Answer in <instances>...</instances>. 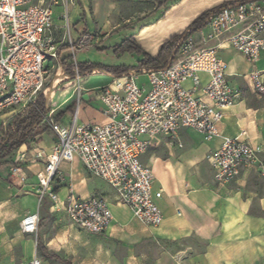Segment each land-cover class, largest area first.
I'll use <instances>...</instances> for the list:
<instances>
[{"label":"built area","instance_id":"2783aa9c","mask_svg":"<svg viewBox=\"0 0 264 264\" xmlns=\"http://www.w3.org/2000/svg\"><path fill=\"white\" fill-rule=\"evenodd\" d=\"M62 22L63 40L69 39L66 15ZM54 31L52 10L43 1L0 0V113L7 118L25 113L41 96H46L47 76L60 61L65 46L63 40H56ZM263 32L264 0H240L212 11L198 31L184 32L167 68L127 73L90 90L106 118L102 125L77 123L83 90L77 83L81 76L74 56L76 50L91 42L87 35L75 42L69 40L64 61L76 76V110L70 123L63 124L54 120V110L50 109L44 122L56 143L48 150L18 151L13 171L21 174L22 164H41L42 169L35 174L39 201L47 199L59 205L78 230L101 235L112 222L110 203L97 196L82 198L72 190L60 201L54 192L59 165L77 159L87 173L117 194V204L125 206L138 222L158 227L163 214L156 201L164 189L155 188L156 177L141 163V156L159 137L179 142L181 130L196 133L205 143L217 136V126L225 111L234 105L239 91L228 79L216 50L227 45L255 63L264 51ZM56 72L62 73L59 64ZM140 75L146 78L145 83L137 82ZM201 75L206 76L205 82ZM249 76L254 88L264 95V76L259 72ZM54 83L50 88L57 85ZM262 154L260 146L241 131L232 138H223L218 148L210 151L207 161L217 183H230L243 169L264 180ZM38 224V212L28 213L20 222V231L33 235ZM19 264L41 262L34 258Z\"/></svg>","mask_w":264,"mask_h":264},{"label":"crops","instance_id":"0c3cea01","mask_svg":"<svg viewBox=\"0 0 264 264\" xmlns=\"http://www.w3.org/2000/svg\"><path fill=\"white\" fill-rule=\"evenodd\" d=\"M236 1L240 0H173V5L166 8L162 18H151L138 29L126 31L124 36L134 35L143 52L155 57L165 41L182 35L201 13ZM84 10L76 7L71 14L77 18ZM54 24V36L60 41L57 37L59 29L63 33V22L56 20ZM262 37L264 39V32ZM79 38H73V41ZM97 47L100 48V44ZM216 53L239 96L225 111L217 126V136L210 143L203 142L192 131L187 132L195 134L212 151L218 148L223 138H232L245 131L248 139L260 146L264 155V95L254 88L249 76L251 72L264 76V51L255 63L248 62L227 45L217 49ZM140 59L138 56L120 65L134 67ZM200 77L203 82L207 79L205 75ZM75 78L73 74L67 84L75 87L78 83L83 90L77 108V123L104 124L106 118L101 104L90 90L109 84L113 77L93 70L90 74L85 73L77 83ZM137 82L145 83L146 78L140 75ZM88 83L92 87L84 88ZM74 87L72 94L62 103L54 105L50 95L49 108L54 110L53 116L55 113L60 115L57 121L63 124H68L64 121V111L70 110L74 104V112L76 110ZM64 94L61 92L60 97ZM35 140L13 153L12 164L0 163V264L28 263L34 258L41 264H264V224L260 217L250 214L252 198L244 188L243 170L246 169L241 170L240 177L230 185L205 183L189 188L185 184L178 185L176 192L170 193L162 185L155 184L156 189H164L162 197L156 201L163 214L158 227L144 226L125 206L115 204L111 207L112 222L106 232L93 235L75 228L59 205H53L47 199L39 201L35 174L42 169L41 164L25 163L21 165V174L13 171L18 151L48 150L56 143L50 128ZM76 160L62 162L58 167V184H53V188L60 201L65 200L70 190L82 198L94 195L92 180ZM258 201L264 203V197ZM35 212L39 214L37 232L23 234L21 220L26 214ZM37 241L42 244L44 252L38 250Z\"/></svg>","mask_w":264,"mask_h":264},{"label":"rangeland","instance_id":"374dc122","mask_svg":"<svg viewBox=\"0 0 264 264\" xmlns=\"http://www.w3.org/2000/svg\"><path fill=\"white\" fill-rule=\"evenodd\" d=\"M48 5L53 13V19L61 20L66 15L70 26L69 37L71 39L63 40V33L59 29L60 35L57 37L67 44L69 40L79 36H89V44L82 49L76 50L74 59L77 63L88 62L104 66H121V63L129 62L138 57L136 54L117 53L115 48L125 39V32L129 29H138L143 24L153 19H160L166 12L168 6L173 5V0L166 1L158 7V4L164 0H41ZM205 1V0H197ZM76 7L86 10L81 11L76 18L71 14ZM108 36V37H107ZM106 40L103 41V39ZM97 39V43H94ZM100 44V48L97 46ZM66 46V45H65ZM68 56V51L61 52L60 61L57 62L49 71L47 76V86L50 88L51 82L58 81L55 87L51 88L52 100L62 103L72 94L73 85L67 84L73 78V72L64 61ZM71 58H68V60ZM60 65L61 72L56 75L57 65ZM61 74L66 78L64 79ZM67 84V85H66ZM88 83L84 88H90ZM65 94L60 97V93ZM46 92V96H47ZM89 96V93H85ZM46 102V101H45ZM75 104L69 110L64 111V121H70L74 112ZM50 110V108H49ZM57 113L53 117H56ZM8 115L0 113V125L5 121ZM81 118V116H80ZM55 120V119H54ZM49 130V129H48ZM179 142H170L164 137H159L151 143L148 150L141 156V163L150 169L156 177V186L162 185L170 193L176 192L178 185H189L198 187L205 183H218L213 178L212 170L208 164L207 158L210 153L209 147L202 143L200 139L192 132L181 130L178 134ZM262 157L264 155L262 154ZM8 160V159H7ZM78 161V160H76ZM5 162V161H4ZM12 164V159L8 161ZM3 163V162H2ZM85 171V170H84ZM245 174V189L252 198L250 214L260 217L264 224V203L258 199L264 197V180L257 176L251 170H243ZM86 176L92 180L94 185V195L104 198L110 203V208L119 202L117 194L102 180L94 177L85 171ZM240 177V175L238 176ZM237 177V178H238ZM236 178V179H237ZM235 179V180H236ZM228 183L233 184L234 181ZM58 184L55 179L54 184Z\"/></svg>","mask_w":264,"mask_h":264},{"label":"trees","instance_id":"16d2710c","mask_svg":"<svg viewBox=\"0 0 264 264\" xmlns=\"http://www.w3.org/2000/svg\"><path fill=\"white\" fill-rule=\"evenodd\" d=\"M164 0L158 4V7L163 5ZM232 3V2H229ZM229 3H223L215 9L207 10L196 17L186 28L190 34L198 31L203 26L204 19L214 10L223 7ZM184 34V33H183ZM182 35L171 37L165 41L158 49L155 57H151L137 44L134 35L125 38L120 45L115 48V52L129 53L141 56L136 66H104L99 64H91L88 62L77 63L79 76H85V73L90 74L93 70L103 73L104 75L113 78H120L131 70H136L137 74L141 70H159L165 68L171 53L175 49ZM68 47H63L61 50H67ZM71 70V66H68ZM72 71V70H71ZM49 112L46 110V102L43 96L40 97L34 107L29 108L25 113L12 115L0 125V163L8 161L13 153L23 145L34 143L37 136L42 135L49 129V126L44 122V117ZM60 118V115L54 117L55 121ZM8 159V160H7ZM55 181V180H54ZM54 192L56 189L54 188ZM38 250L42 253L44 248L37 241Z\"/></svg>","mask_w":264,"mask_h":264},{"label":"water","instance_id":"95a60500","mask_svg":"<svg viewBox=\"0 0 264 264\" xmlns=\"http://www.w3.org/2000/svg\"><path fill=\"white\" fill-rule=\"evenodd\" d=\"M183 37H184V34H182L181 39H182ZM181 39H180V40H181ZM178 45H179V42H178V44L176 45V47H175V49L173 50V52L171 53V56H170V58L168 59L165 68H167V67L170 65V63H171V61H172V59H173V57H174V55H175V53H176V51H177ZM136 72H137L136 70H131V71H129L128 73H130V74H136ZM50 95H51V88L48 89L47 96L44 97V99H45V101H46V110H49V99H50Z\"/></svg>","mask_w":264,"mask_h":264},{"label":"bare ground","instance_id":"6f19581e","mask_svg":"<svg viewBox=\"0 0 264 264\" xmlns=\"http://www.w3.org/2000/svg\"><path fill=\"white\" fill-rule=\"evenodd\" d=\"M58 81H55V83L54 84H56ZM53 95V93H51V96Z\"/></svg>","mask_w":264,"mask_h":264}]
</instances>
